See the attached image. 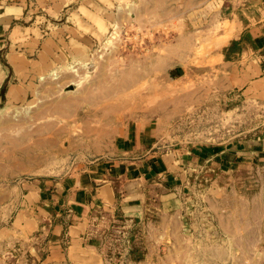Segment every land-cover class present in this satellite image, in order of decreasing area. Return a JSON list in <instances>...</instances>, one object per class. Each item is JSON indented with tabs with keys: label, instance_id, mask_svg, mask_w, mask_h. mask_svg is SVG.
Wrapping results in <instances>:
<instances>
[{
	"label": "rangeland",
	"instance_id": "374dc122",
	"mask_svg": "<svg viewBox=\"0 0 264 264\" xmlns=\"http://www.w3.org/2000/svg\"><path fill=\"white\" fill-rule=\"evenodd\" d=\"M46 1L27 0L23 18L0 25V264H264V81L242 88L229 66L247 60L236 55L244 42L224 59L222 42L202 31L126 15L99 23L100 39L86 57L16 75L12 53L27 50L35 66L43 37L65 32L64 17L46 14ZM124 1L127 9L135 4ZM236 2L244 21L262 19L264 0ZM24 26L42 33L40 41L14 42ZM90 98L100 118L88 115ZM129 123L152 134L137 154L165 156L164 171H142L129 184L114 178L110 204L52 206L44 196L26 206L44 177L10 174L12 151L44 155L53 130L66 125L76 136L61 170L68 176L100 157L120 160L117 134ZM90 124L112 129L111 137L97 146L85 137Z\"/></svg>",
	"mask_w": 264,
	"mask_h": 264
},
{
	"label": "crops",
	"instance_id": "0c3cea01",
	"mask_svg": "<svg viewBox=\"0 0 264 264\" xmlns=\"http://www.w3.org/2000/svg\"><path fill=\"white\" fill-rule=\"evenodd\" d=\"M229 1L231 0H135L134 6L129 3L132 8L127 9L128 2L126 4L124 0H47L46 5L43 6L49 12L46 14L53 17L63 16L64 21L58 26L61 32H65L43 37V47L38 52L36 51L37 59H39L37 60L38 64L35 66L31 65L33 58L27 54V50L22 53H12L10 56L12 71L14 74L21 76L48 73L53 69L52 65L56 62V59L86 57L89 55L87 49L93 47L100 39L98 31L100 22L108 25L113 19L116 20L122 16L130 15L139 19H142V17L157 20L168 18L172 28L182 33L197 34L202 31L210 36V40L222 42L219 47H222L220 54L224 59L227 58L228 54L230 55L232 44L235 42L240 44L239 41L242 40V44L244 42L245 45L242 46L240 53L236 52L237 54H235L246 57L247 60L235 61V63L229 65L232 68L229 67L228 69L233 70L235 79L239 78L241 80L240 85L242 88L246 86L245 88L249 89L250 87V89H253L264 81V14H261L262 19H260L259 14L256 17L250 14V16H247L250 20V23H248L238 13L236 0L232 1L233 5L229 4ZM3 4V0H0V25L3 22L12 24L14 21L23 18L30 7L27 0H17L7 2L6 5ZM73 4L75 5L72 6ZM48 21L50 23V20ZM227 23H229V26H226ZM27 29L30 31L27 32ZM35 29V27L31 28L29 26L20 27L22 35L18 34V38H15L14 42L30 43L31 40L32 43L39 42L40 36L43 34L39 31L35 33ZM56 41H65L66 46L64 49L59 44L57 45ZM57 47L60 49L58 50ZM33 52L35 51H31V53ZM91 56L92 52L90 51ZM26 63L30 65H26ZM54 73L57 72H53L52 75ZM225 73H227V70ZM8 77V75H5L4 80L6 81ZM17 85L19 84L17 83ZM262 87L264 88V86ZM15 90L11 87L12 98H14ZM90 101L88 115H96L97 118H100L99 109L97 107L93 108L96 106L97 101L94 100L96 102H93L91 98ZM59 113L60 116L63 115L61 108ZM34 117L35 115H30L24 117V119L30 121ZM50 128L53 129L54 125H50ZM119 130L120 132L117 134L119 144L116 151L120 155V160L115 161L111 158L100 157L88 164H81L78 167L79 169L83 167V170L68 176L62 175L61 170L66 167L64 162L66 161L68 138L76 136L72 135L73 133H68L70 130L67 129L66 125L53 130L52 140L45 143L47 150L44 155L35 156L34 150L29 149L20 152L21 155L12 151V156L6 159V165L8 163L12 165L10 174L24 177L35 174L44 177L45 185L41 184L42 181L40 182L41 186L44 187L38 186L37 199L27 195L28 197L25 199L26 206L34 203L35 200L40 202V199L44 196L52 206H58L62 203L80 207L101 203L110 204L116 199L113 186L114 178H120L123 181L124 179H130L127 182L124 181V183L129 184L131 181L135 182L136 179H141L142 171L146 172L148 170L147 174H150L152 169L160 172L168 167L165 156L161 155L160 159H154L155 155L148 156L149 149L146 150L145 155H138L140 154L138 152L145 147L143 142L147 143V139L151 138V133L142 132L141 129L134 127L132 129L130 123L122 125ZM112 131V129L106 127L99 129L90 124L85 137L92 138L97 146L100 143L103 145L105 139L111 137ZM32 134L34 133L30 132V135ZM26 135L29 134L26 133ZM99 139H104V141L100 142ZM30 185L35 186L36 183L32 182ZM51 187L53 189L50 192L53 194L50 195L48 190ZM54 194L56 197H52Z\"/></svg>",
	"mask_w": 264,
	"mask_h": 264
}]
</instances>
